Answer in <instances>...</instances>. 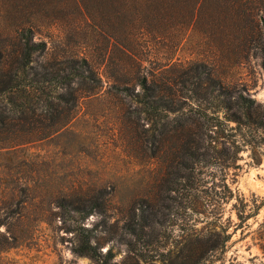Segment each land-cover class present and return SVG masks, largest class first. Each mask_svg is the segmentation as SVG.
I'll use <instances>...</instances> for the list:
<instances>
[{
	"label": "rangeland",
	"instance_id": "374dc122",
	"mask_svg": "<svg viewBox=\"0 0 264 264\" xmlns=\"http://www.w3.org/2000/svg\"><path fill=\"white\" fill-rule=\"evenodd\" d=\"M66 11L65 19L38 17L35 38L49 42L48 57L65 48L86 55L95 49L84 18L73 5ZM212 44L201 26L190 27L177 45L150 43L153 62L144 66L152 69L171 51L181 60L210 57L228 88L254 99L263 115L261 55L217 60ZM99 71L101 92L81 97L73 119L45 138L31 116L4 123L0 97V264H264V129L240 125L236 107L223 108L215 113L221 123L208 137L206 160L187 164L174 136L157 155L149 140L156 125L136 99L115 92L118 81L107 76L105 63ZM70 105L63 104V116ZM197 105L189 101L185 112ZM185 118L172 113L168 120L170 126L181 120L186 131H207ZM97 200L101 209L84 218ZM140 214L148 225L135 233ZM84 236L100 260L77 251Z\"/></svg>",
	"mask_w": 264,
	"mask_h": 264
},
{
	"label": "trees",
	"instance_id": "16d2710c",
	"mask_svg": "<svg viewBox=\"0 0 264 264\" xmlns=\"http://www.w3.org/2000/svg\"><path fill=\"white\" fill-rule=\"evenodd\" d=\"M72 5L84 18L85 27L91 28L95 49L86 55L65 48L48 57L49 42L35 38L38 17H43V22L50 17L65 19ZM53 14L59 15L55 18ZM200 26L213 42L212 53L217 60L247 59L254 53L261 55L264 64V0H0V97L6 99L3 122L8 118L24 123L31 116L34 125H42L36 131L43 138L58 132L73 119L74 106L81 97L101 92L99 68L105 63L107 76L118 81L113 85L115 92L136 99L141 111L156 125L149 139L156 148L153 153L158 155L161 148L162 155L163 143L174 136L175 151L187 159L186 163L196 165L208 158V137L221 123L215 115L218 110L236 107L233 115L237 118L233 119L237 123L264 129V114H258L254 99L231 91L209 56L181 60L175 51L169 56L164 52V60L157 57V66H144L145 61L153 62L150 43L155 39L177 45L187 29ZM40 55L44 60L38 59ZM99 58L102 62L96 63ZM189 101L198 104L194 113L185 112ZM70 102L68 114L63 116V104ZM172 113L178 118L185 115L197 128L200 124L208 129L186 131L181 120L170 126L168 117ZM50 119L54 120L51 125ZM184 167L181 162L179 169ZM181 177L178 175L177 182ZM101 198L102 195L98 199ZM102 205L97 200L83 217L100 210ZM140 215L141 227L133 228L135 233L148 225L145 215ZM76 249L96 260L101 258L88 236Z\"/></svg>",
	"mask_w": 264,
	"mask_h": 264
}]
</instances>
